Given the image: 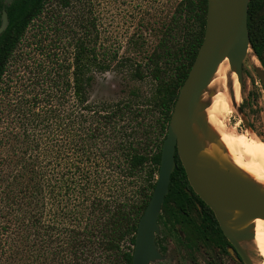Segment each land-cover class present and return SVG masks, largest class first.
<instances>
[{
  "label": "trees",
  "instance_id": "trees-1",
  "mask_svg": "<svg viewBox=\"0 0 264 264\" xmlns=\"http://www.w3.org/2000/svg\"><path fill=\"white\" fill-rule=\"evenodd\" d=\"M48 2L30 3V21ZM59 2L71 14L49 10L47 30L68 39L72 57L67 49L49 56L46 107L39 109V94L26 100L18 112L21 130L8 123L11 130L1 140L9 143V153L0 158V264H133L139 221L157 183L172 112L204 40L208 0H175L144 60L98 49L87 0ZM263 7L264 0H250L248 26L264 64ZM11 55L0 60V85ZM111 70L135 81L150 77L154 86L147 93L135 87L118 100L92 102L97 74ZM194 197L222 233L177 153L162 207L165 220L185 219Z\"/></svg>",
  "mask_w": 264,
  "mask_h": 264
},
{
  "label": "rangeland",
  "instance_id": "rangeland-1",
  "mask_svg": "<svg viewBox=\"0 0 264 264\" xmlns=\"http://www.w3.org/2000/svg\"><path fill=\"white\" fill-rule=\"evenodd\" d=\"M87 1L88 10L96 23L98 49L116 50L119 56H135L139 60H144L145 54L150 53L157 44L163 23L172 15L175 3V0ZM49 10H58L65 15L71 14L70 9L64 8L59 0H50L45 6V12L30 22L27 31L17 44L7 63L0 85V117H3L0 120V141L3 132H8L12 128L14 131L21 130L22 121L18 112L27 107L26 100L39 94L38 96L41 97L39 109L46 107V102L43 100L49 86L46 72L49 65L53 64L50 63L49 56L67 49L68 58L72 57L73 48L67 44L68 39L65 36L60 39L59 31L54 28L47 30ZM261 14H264V7ZM64 18L70 20L69 16ZM259 59L258 55H253L252 50L249 51L243 66L240 101L238 106H233L232 112L224 115L223 120L232 130L251 132L259 136L258 131L264 137V80L261 79L257 69H264V64ZM153 86L154 81L150 77L135 81L124 72L111 70L97 74L90 96L92 102L115 101L130 95L135 87L141 89L142 93H147ZM240 106L242 111L239 110ZM8 123L11 124V129ZM252 125L256 126L257 131ZM2 144L0 158L9 153V143L2 142ZM209 148L213 149L219 159L222 158L221 155L219 156L222 152L220 145L209 142ZM164 212L162 210L161 214ZM159 226L157 239L159 246L165 248V257L152 264H243L230 255L216 254L215 250L206 243L199 244L200 240L193 242V246L187 248L184 245L185 238L182 240L177 232L174 234L170 225L159 223ZM185 234L183 233L182 236L184 237ZM253 242L248 244L253 260L258 264H264V244H260L258 240Z\"/></svg>",
  "mask_w": 264,
  "mask_h": 264
},
{
  "label": "water",
  "instance_id": "water-1",
  "mask_svg": "<svg viewBox=\"0 0 264 264\" xmlns=\"http://www.w3.org/2000/svg\"><path fill=\"white\" fill-rule=\"evenodd\" d=\"M249 5L250 0H208L204 40L172 112L157 183L139 221L133 264H151L163 258L156 243V232L159 231L158 218L169 193L177 153L191 186L214 211L225 236L237 249L242 261L258 264L248 248L255 236L248 223L253 219H264V190L226 161L201 154L207 142L218 141L201 113L208 105L202 99L203 95L209 91L219 64L228 58L230 69L236 72L242 87L245 59L250 50L257 56L248 26ZM257 69L264 80V69ZM215 93L214 90L210 95ZM239 110L242 111L241 106Z\"/></svg>",
  "mask_w": 264,
  "mask_h": 264
},
{
  "label": "bare ground",
  "instance_id": "bare-ground-1",
  "mask_svg": "<svg viewBox=\"0 0 264 264\" xmlns=\"http://www.w3.org/2000/svg\"><path fill=\"white\" fill-rule=\"evenodd\" d=\"M208 89L202 98L208 105L201 114L218 140L210 143L220 145L221 159L264 190V140L251 132L232 130L223 120L224 115L232 112L235 104L238 105L241 93L240 82L236 72L231 71L228 58L219 64ZM214 90L216 93L210 95ZM203 153L221 160L209 148V142L201 151ZM248 224L255 234L253 241L258 240L260 244H264V219H253Z\"/></svg>",
  "mask_w": 264,
  "mask_h": 264
},
{
  "label": "flooded vegetation",
  "instance_id": "flooded-vegetation-1",
  "mask_svg": "<svg viewBox=\"0 0 264 264\" xmlns=\"http://www.w3.org/2000/svg\"><path fill=\"white\" fill-rule=\"evenodd\" d=\"M39 1L40 0H0V60L5 59L14 52L17 44L23 37L20 38V36L27 31L31 22L30 3ZM191 195L193 196V194ZM193 200L195 203L187 205L186 211H184L185 219H182L179 222L172 219L165 220L164 215L161 214L163 210L162 208L158 218V224L163 223L166 226L170 225V228L173 229V233L177 232L182 240L185 238L184 245L187 248L192 247L193 242L195 243V241L200 240L199 244L202 242L206 243L207 246H210L215 250L216 254L230 255L232 258L245 264L237 249L225 236L219 222L218 225L221 228L222 233L218 230V226L215 224L214 219H209L211 215L209 209L197 198L194 197ZM158 232H156V243L163 258L157 260H163L165 257V248L162 245L159 246L160 243L157 239ZM183 233H186L184 237L182 236ZM153 262H151V264Z\"/></svg>",
  "mask_w": 264,
  "mask_h": 264
}]
</instances>
